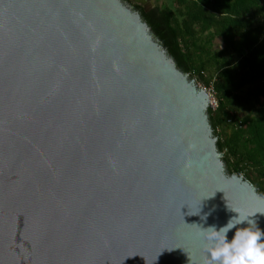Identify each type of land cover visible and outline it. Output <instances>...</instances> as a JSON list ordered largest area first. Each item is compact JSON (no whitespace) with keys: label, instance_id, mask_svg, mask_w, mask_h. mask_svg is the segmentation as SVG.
Listing matches in <instances>:
<instances>
[{"label":"water","instance_id":"water-1","mask_svg":"<svg viewBox=\"0 0 264 264\" xmlns=\"http://www.w3.org/2000/svg\"><path fill=\"white\" fill-rule=\"evenodd\" d=\"M209 109L124 1L0 0V264H206L202 231H264Z\"/></svg>","mask_w":264,"mask_h":264},{"label":"trees","instance_id":"trees-1","mask_svg":"<svg viewBox=\"0 0 264 264\" xmlns=\"http://www.w3.org/2000/svg\"><path fill=\"white\" fill-rule=\"evenodd\" d=\"M149 1L131 8L177 69L215 93L208 117L227 175L264 197V0Z\"/></svg>","mask_w":264,"mask_h":264},{"label":"clouds","instance_id":"clouds-1","mask_svg":"<svg viewBox=\"0 0 264 264\" xmlns=\"http://www.w3.org/2000/svg\"><path fill=\"white\" fill-rule=\"evenodd\" d=\"M226 226L218 231L215 227L202 231L203 240L207 241L205 251L208 255L206 264H264V231L257 227L255 214L239 213ZM239 227L237 225H244ZM236 229L229 241L227 234Z\"/></svg>","mask_w":264,"mask_h":264},{"label":"built area","instance_id":"built-area-1","mask_svg":"<svg viewBox=\"0 0 264 264\" xmlns=\"http://www.w3.org/2000/svg\"><path fill=\"white\" fill-rule=\"evenodd\" d=\"M196 83V82H195ZM199 86V85H198ZM199 88L201 90H204L208 96H209V99H210V109L212 111H216V109L218 108V104H217V99H216V96H215V93L212 91V89H207V88H204L202 86H199ZM213 94V95H212ZM212 95V96H211ZM211 98L213 100H211Z\"/></svg>","mask_w":264,"mask_h":264},{"label":"rangeland","instance_id":"rangeland-1","mask_svg":"<svg viewBox=\"0 0 264 264\" xmlns=\"http://www.w3.org/2000/svg\"><path fill=\"white\" fill-rule=\"evenodd\" d=\"M149 2H150L151 4H150V3L148 4V6H147L148 8H147V9H148V10H151V9L154 8L155 3H154L153 1H149ZM220 47H221V46L216 47V49H219ZM202 87H203V86H202ZM212 95H213V94H212ZM212 95H211V96H212ZM211 100H213V99L211 98Z\"/></svg>","mask_w":264,"mask_h":264},{"label":"flooded vegetation","instance_id":"flooded-vegetation-1","mask_svg":"<svg viewBox=\"0 0 264 264\" xmlns=\"http://www.w3.org/2000/svg\"><path fill=\"white\" fill-rule=\"evenodd\" d=\"M124 3L126 5H128L129 7H131V4H134L133 2L129 1V0H125Z\"/></svg>","mask_w":264,"mask_h":264}]
</instances>
